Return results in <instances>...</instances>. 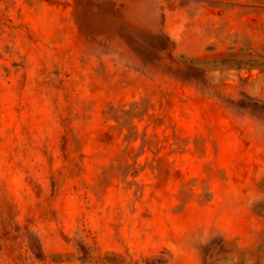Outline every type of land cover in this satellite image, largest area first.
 I'll return each mask as SVG.
<instances>
[{
	"label": "rangeland",
	"instance_id": "obj_1",
	"mask_svg": "<svg viewBox=\"0 0 264 264\" xmlns=\"http://www.w3.org/2000/svg\"><path fill=\"white\" fill-rule=\"evenodd\" d=\"M0 264H264V0H0Z\"/></svg>",
	"mask_w": 264,
	"mask_h": 264
},
{
	"label": "trees",
	"instance_id": "obj_2",
	"mask_svg": "<svg viewBox=\"0 0 264 264\" xmlns=\"http://www.w3.org/2000/svg\"><path fill=\"white\" fill-rule=\"evenodd\" d=\"M136 104H138V103H137V102H136V103H134V105H136ZM134 105H133V106H134Z\"/></svg>",
	"mask_w": 264,
	"mask_h": 264
}]
</instances>
